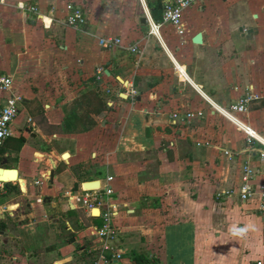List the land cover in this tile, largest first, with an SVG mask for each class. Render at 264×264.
<instances>
[{
  "label": "crops",
  "instance_id": "0c3cea01",
  "mask_svg": "<svg viewBox=\"0 0 264 264\" xmlns=\"http://www.w3.org/2000/svg\"><path fill=\"white\" fill-rule=\"evenodd\" d=\"M69 7L82 25L62 24ZM161 12V0L0 2V74L22 97L0 146V168L17 172L0 192V264H92L102 219L72 196L108 177L110 264H264V0H204L180 33L149 36ZM107 37L121 46L101 47ZM247 91L259 99L246 114L218 113Z\"/></svg>",
  "mask_w": 264,
  "mask_h": 264
},
{
  "label": "built area",
  "instance_id": "2783aa9c",
  "mask_svg": "<svg viewBox=\"0 0 264 264\" xmlns=\"http://www.w3.org/2000/svg\"><path fill=\"white\" fill-rule=\"evenodd\" d=\"M204 0H161V20L160 22H155L153 19H147V26L149 28L148 35L155 38L160 37V29L163 25H171L176 28V30L181 32V18L182 13ZM3 2V0H0ZM20 10L38 15V8L34 4H27L20 7ZM70 13L62 20V24L69 27H77L83 24V18L80 12L72 7H69ZM99 45L103 48H112L121 46V40L117 38L107 37L99 41ZM125 49L131 53H138L139 50L137 46H127ZM103 75V70H96V80H100ZM0 94L4 97L0 103V146L8 139L11 133V124L16 119L20 104L22 102V97L20 95L14 94L12 92V79L9 76H3L0 74ZM259 99V95L251 91H247L238 101L230 105L227 109H219L218 113L224 118L229 119L227 115L233 117L236 114H246L251 106V104ZM195 116L200 117L201 114L198 113H186L184 116H179L178 113H173L172 120L179 119L182 123L187 120L193 119ZM248 128V127H247ZM249 129V128H248ZM245 131V130H244ZM246 134H248L245 131ZM250 139L252 138L249 134ZM224 155L228 158L232 157L230 151L225 150ZM264 158V153L260 155ZM242 184L240 188V199L246 201L249 199L254 190L251 185V178L254 174L253 170L248 164L244 165L242 170ZM12 180H0V192L3 191L5 183L11 182ZM112 178H106L104 184L99 185L97 189H85L82 188L80 195L72 196L74 200L82 206L87 212L90 218L94 216V210L98 213V217L102 219V226L100 228L90 227L91 234L97 238L99 246L96 247L92 252H94L95 257L92 264H110L112 259L119 260L121 258L120 250L114 244L119 236V230L114 226L113 220L118 215L119 209L117 205L105 202L109 196L113 194V188L111 186ZM227 194V192L223 193ZM221 194L216 197L219 198ZM260 210L264 211V203L261 204ZM255 264H263V262L258 261Z\"/></svg>",
  "mask_w": 264,
  "mask_h": 264
},
{
  "label": "water",
  "instance_id": "95a60500",
  "mask_svg": "<svg viewBox=\"0 0 264 264\" xmlns=\"http://www.w3.org/2000/svg\"><path fill=\"white\" fill-rule=\"evenodd\" d=\"M201 42V34H197L194 39H193V43H196V44H199ZM5 173H8V174H12L15 178H14V181H16L17 179V172L16 170H11V171H8V170H5V169H2L0 168V180H3L1 178V176H5L4 174ZM3 181H6L5 179ZM92 185H99L98 182H89V183H86L84 187L86 186H92Z\"/></svg>",
  "mask_w": 264,
  "mask_h": 264
},
{
  "label": "bare ground",
  "instance_id": "6f19581e",
  "mask_svg": "<svg viewBox=\"0 0 264 264\" xmlns=\"http://www.w3.org/2000/svg\"><path fill=\"white\" fill-rule=\"evenodd\" d=\"M7 176H9V174L8 173H5ZM4 174V175H5ZM10 176L12 177V174H10ZM3 177V178H2ZM1 178L4 180H9L6 176H1ZM93 186V185H92ZM88 189V188H87ZM95 214H97V212H95Z\"/></svg>",
  "mask_w": 264,
  "mask_h": 264
},
{
  "label": "trees",
  "instance_id": "16d2710c",
  "mask_svg": "<svg viewBox=\"0 0 264 264\" xmlns=\"http://www.w3.org/2000/svg\"><path fill=\"white\" fill-rule=\"evenodd\" d=\"M138 257L139 256H137V257L134 258L135 261L137 260L136 264H142V262L139 260L140 257L139 258Z\"/></svg>",
  "mask_w": 264,
  "mask_h": 264
},
{
  "label": "rangeland",
  "instance_id": "374dc122",
  "mask_svg": "<svg viewBox=\"0 0 264 264\" xmlns=\"http://www.w3.org/2000/svg\"><path fill=\"white\" fill-rule=\"evenodd\" d=\"M93 189H96L95 187Z\"/></svg>",
  "mask_w": 264,
  "mask_h": 264
}]
</instances>
